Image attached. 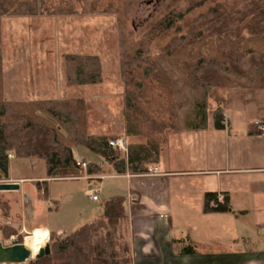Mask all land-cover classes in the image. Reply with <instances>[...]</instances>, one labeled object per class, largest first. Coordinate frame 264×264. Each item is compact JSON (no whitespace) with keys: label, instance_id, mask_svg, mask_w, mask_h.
I'll use <instances>...</instances> for the list:
<instances>
[{"label":"rangeland","instance_id":"rangeland-1","mask_svg":"<svg viewBox=\"0 0 264 264\" xmlns=\"http://www.w3.org/2000/svg\"><path fill=\"white\" fill-rule=\"evenodd\" d=\"M23 1L26 0H7V10L1 15L2 20L0 17L2 65L24 64L28 67L26 69L30 75L46 79L50 88L55 89L53 86L56 83L61 84L60 90H65L67 97L54 100L63 101L65 109L74 113L81 131L89 135L99 133L107 137L122 134L127 145L131 143L149 146L160 143L162 133L159 131L164 130V127L172 131L187 126L193 127L196 123L192 110L193 99L195 100L196 96L188 90V86L171 66L166 48L174 46L177 42L175 38L180 34L188 36L203 29L206 24L203 15L217 3L222 4L224 9L242 4V0H208L180 20L179 31L172 28L152 40L149 51L145 54L147 55L145 61L122 72L121 47L131 40L139 39L156 20L185 0H37V12L26 13L25 15H29L27 18L19 16L24 14L12 13ZM198 51L199 47L195 45L194 52ZM200 51L209 53L210 48L205 45ZM69 53L97 55L101 64L100 81L69 84L65 66V56ZM262 77L264 75L257 76L249 88H244L240 85L244 80L241 76L225 71L215 76L216 90L221 96V103L209 90L206 119L212 131V125L215 123L213 110L219 105L228 116L235 115L236 121L241 118L252 121L264 114ZM68 85L79 86L70 88ZM246 90L254 93L250 96L244 93L241 98L235 97L234 93L238 91L243 93ZM231 94L234 95V99H230ZM39 114L56 124V121L42 112ZM60 132L65 135L64 129H60ZM183 148L181 159L187 164L188 151H185L184 146ZM8 164L11 173L19 176L46 175V163L41 158L14 157L9 159ZM82 170V173H85L86 169ZM103 172L101 179L83 178L48 182L47 194L49 198H54H51L53 200L51 203L55 204L51 210L53 223H64L69 228L70 224L77 226L83 223V219L78 218L80 212L85 215L84 218L90 212L93 216L101 214L110 194L124 191L125 183L122 179L105 176L113 172L108 165ZM24 185L28 196L31 197L33 188L36 190V183L25 182ZM88 187L101 188L97 194L98 201H92L84 194ZM116 188L117 191H114ZM55 208L58 209L56 212ZM0 210L1 214L5 212L3 208ZM179 220L206 230L203 233L210 240L200 241L209 247L210 245L217 247L218 243L213 241L218 238L224 240L233 236L231 230L223 231V224L219 219L204 220L194 216H180L176 219V224ZM122 231L127 235L124 222ZM31 233L32 231L20 233L23 235L22 242L25 243V237ZM200 237L203 238L201 235ZM0 241L3 245H10L17 242V237L11 235L4 238L0 231ZM45 242H49V233Z\"/></svg>","mask_w":264,"mask_h":264},{"label":"crops","instance_id":"crops-1","mask_svg":"<svg viewBox=\"0 0 264 264\" xmlns=\"http://www.w3.org/2000/svg\"><path fill=\"white\" fill-rule=\"evenodd\" d=\"M19 16L29 17L25 14ZM2 18L3 16L1 20ZM1 55L3 60L2 51ZM26 68L28 67L24 64L4 66L3 63L2 94L5 99L27 102L67 97L65 90H60L61 84L56 83L53 86L55 89L50 88L46 79L30 75ZM68 86L73 88L79 85ZM244 93L250 96L254 92L238 91L234 95L241 98ZM234 95L231 94L230 99H234ZM223 120L225 123L220 128L213 123V131L207 119L202 128L193 125L172 131H168L167 127L160 129V143L151 145L156 148L155 158L146 161L147 168H155L156 174H146V168L142 173L127 171L105 175L122 179L125 183L124 191L113 192L110 196L121 195L125 198L124 228L129 238L132 264H264V127L261 129L254 123L259 121L264 125V114L252 121L242 118L236 121L235 115L228 116L224 110ZM120 136L125 138L122 134L117 135ZM129 145L133 144L128 143L127 152ZM182 145L185 151H188L187 164L181 159L184 152ZM47 146L49 142L46 143L45 149ZM71 150L75 160L93 163L103 171L106 169L105 160L86 147L74 144ZM29 157L45 160L37 155ZM12 158L14 156L11 152L9 159ZM80 171L82 173L83 170ZM81 173L50 176L46 170L45 177H26L11 173L8 166L7 177L2 179L16 183L18 187L0 190V209L5 211L1 214L0 210V222L13 227L18 233L32 231L30 236L25 237L24 243L32 251V256L46 241L49 230L62 237L80 225L70 224L69 228L64 223H53L51 210L55 204L51 203L53 200L52 197L49 198L47 188L48 182L52 180L101 179L104 175V172ZM37 181L44 183L41 192H38L36 186L31 197L28 196L24 183ZM97 188L99 192L101 188ZM88 189L91 187L86 188L84 194L92 200L87 195ZM113 190L117 191V188ZM207 191L227 195L230 211L204 213L202 201ZM44 192L46 197L42 199L40 195ZM128 196L135 199L134 204L128 202ZM98 199L99 197L92 201ZM57 210L55 208V212ZM99 215L93 216L90 212L84 218L85 215L80 212L78 218L81 217L84 223ZM180 216H194L204 220L219 219L224 225L223 231L231 230L233 236L214 240L213 242L218 243L217 247L210 245V248L200 241L210 240L203 233L206 230L194 227L190 222L186 224L183 220L176 224V219ZM39 234L45 238L37 246L36 238ZM174 237H189L196 243L197 251L180 253L181 243L174 242Z\"/></svg>","mask_w":264,"mask_h":264},{"label":"trees","instance_id":"trees-1","mask_svg":"<svg viewBox=\"0 0 264 264\" xmlns=\"http://www.w3.org/2000/svg\"><path fill=\"white\" fill-rule=\"evenodd\" d=\"M207 1L185 0L156 20L139 39L124 44L120 49L121 71L130 70L145 61V54L148 53L152 40L172 28L179 31L180 20ZM6 2L7 0H0V17L7 10ZM37 9V0H26L13 9L12 13H36ZM203 16L206 19L203 29L188 36L180 34L175 38L176 44L166 48L171 66L188 86V90L196 96L192 103L196 128H202L206 124L210 91L221 103L215 78L219 72H230L243 77L240 85L244 88H249L257 76L264 75V0H242L241 5L229 9H224L222 4L217 3ZM195 45L199 47L198 53L194 52ZM205 45L210 48L209 53L200 51ZM65 66L69 84L100 81L101 64L97 55L69 53L65 56ZM2 74L0 51V179L7 177L11 152L14 157H43L50 176L80 172L81 168L76 165L71 150L74 144L83 145L102 157L117 174L127 171L142 173L147 168L146 161L155 158L156 148L153 146L129 145L124 156L108 144L109 139L116 138L117 135L107 137L81 131L76 122L77 117L71 110L65 109L63 101L15 102L5 99L2 95ZM261 85L264 87V77ZM39 112L56 121V124ZM223 112L221 105L213 110L215 126L218 128L223 126ZM60 129H64L65 135ZM47 142L49 146L45 149ZM96 172L102 173L103 169L87 163L85 173ZM41 185L36 182L38 191L41 190ZM217 195L214 191L204 193V213L230 211L228 196L224 194L223 201L219 202ZM40 196L45 198L46 193ZM125 220V198L121 195L110 196L99 216L80 224L68 234L58 237L54 231L49 230L50 253L25 264H132L129 238L122 231ZM0 231L4 238L15 235L17 242L23 241V235L9 225L0 222ZM173 241L181 243L180 253L197 251L196 243L189 237H174Z\"/></svg>","mask_w":264,"mask_h":264},{"label":"water","instance_id":"water-1","mask_svg":"<svg viewBox=\"0 0 264 264\" xmlns=\"http://www.w3.org/2000/svg\"><path fill=\"white\" fill-rule=\"evenodd\" d=\"M18 185L13 182H0L1 189H15ZM50 253V246L45 242L38 251L32 256V251L24 242H14L10 245H3L0 241V264H24L31 260L32 257L39 258Z\"/></svg>","mask_w":264,"mask_h":264},{"label":"built area","instance_id":"built-area-1","mask_svg":"<svg viewBox=\"0 0 264 264\" xmlns=\"http://www.w3.org/2000/svg\"><path fill=\"white\" fill-rule=\"evenodd\" d=\"M223 124L225 123L224 120L221 121ZM256 124L257 127L259 128H263L264 125H262L259 121H255L254 122ZM108 144L116 149H118L124 156L127 154V145H126V141L125 139L120 136V137H116V138H112L109 139ZM76 165L79 166L81 169H86L87 168V162L83 161V160H76ZM146 174H156V169L155 168H147V171L145 172ZM103 177V176H101ZM0 182H8L5 179H0ZM98 188H91L87 190V195L92 199V200H97L98 196ZM222 198L223 195L222 194H218L217 195V200L219 202H222ZM128 202L130 204H134L135 203V199L131 196H128ZM13 238V237H12Z\"/></svg>","mask_w":264,"mask_h":264},{"label":"bare ground","instance_id":"bare-ground-1","mask_svg":"<svg viewBox=\"0 0 264 264\" xmlns=\"http://www.w3.org/2000/svg\"><path fill=\"white\" fill-rule=\"evenodd\" d=\"M45 238L44 235L39 234L36 238V245H40L43 242V239Z\"/></svg>","mask_w":264,"mask_h":264}]
</instances>
